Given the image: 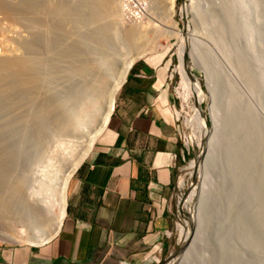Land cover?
Here are the masks:
<instances>
[{
	"label": "bare ground",
	"instance_id": "6f19581e",
	"mask_svg": "<svg viewBox=\"0 0 264 264\" xmlns=\"http://www.w3.org/2000/svg\"><path fill=\"white\" fill-rule=\"evenodd\" d=\"M100 1V7L97 8V5L95 8H91L92 5L90 8L86 9V3L82 0H0V12L4 11L11 15L14 14V16L15 14H19L20 16H15L16 18L14 19L21 27V30L16 31L18 35L17 38L11 40L6 39L3 42L5 43L4 45L16 47L19 53L17 52L18 54L16 55L0 54V142L11 143L16 147L13 148V150L10 146L11 154H8L9 152L3 153L2 156L11 157L12 154H14L16 156V158L13 157L15 160L17 158H24L25 163L29 165L34 158L33 156H35L37 151H39L38 149H40H36L37 146H35V144H27L30 140L40 143V137L45 134V138L43 137L45 139L44 144L53 145L49 142L53 141L54 137H63L64 139L60 140V145L58 146L69 148L71 143L67 141L68 139H65L74 137L78 133V130L74 127L76 125L74 119L77 122V120H81L82 117H87L86 122L92 126V124L95 125L98 119L97 115H101L98 116L100 117L98 125L89 137L87 136L88 138L85 144L76 157L70 160L68 157L69 155L65 154L66 152L64 153V151L60 152L57 146L51 151L48 158L50 161L54 160V163H49V166H51L50 172L56 175V170L54 169L59 167L57 163L60 162H67L69 166L66 173L60 177L53 176L50 178L48 175L45 179H41L44 190L50 193H44V191L35 193L36 191L33 189L29 193H25V182L23 177L26 168L23 166H21L22 169H19L20 167H18V169L12 167L11 180L0 173L2 175H0V184L3 189H5L3 190L1 188L0 190V220H6L5 224L16 220L19 225L29 229L28 232L31 233L30 236H17L15 233L16 231L11 227L8 232L0 231V241L12 245L27 244L32 247H41L56 238L65 217L66 190L69 180L92 148L96 139L106 128L114 110L115 95L121 87L129 68L136 60L144 56L146 52L147 45L144 47L142 43L151 40L153 37L152 34L147 32L148 29L146 27H148V24L147 26H143L140 25L143 24L140 22L145 19L146 7L148 13H150V9H157V7L153 5H157L158 0L156 2L155 0H143L138 3L135 0H122L121 11L118 9L120 8L118 0ZM238 3L239 0L233 1V5ZM233 5L231 6L230 12L229 10L226 12L224 11L225 16L223 20L227 21V25H231L235 29L236 24L233 25L232 21L233 13L236 9ZM78 6H82L81 10H83V13L78 11ZM89 6L90 5H88V7ZM167 6L169 5L167 4ZM191 6L192 4H189L190 9ZM133 7H135V9H133ZM164 8H161L160 14L162 17L158 20L159 23H161L160 20H163L162 22L164 24H161L168 29L167 34L173 35L175 33L180 38V33L174 32L177 28L170 22V11L172 9L168 10L167 8V10H165ZM219 10L220 8H218V11ZM120 12L124 22H126L124 18L129 17L130 21L126 23L137 24L127 27L126 29L120 27L116 21L120 17ZM195 13L196 16L200 18L197 10ZM151 16L152 15H150V17ZM228 18L230 19L229 21ZM118 29L123 33V45L117 43L115 31ZM193 41L194 39L192 37V42ZM124 49L126 51H124ZM5 52L4 54H6ZM183 56L180 57V73L183 79L181 84L182 88L187 93V96L186 93H184L185 97H187V99L190 96L198 98L201 90H199V85L197 86L198 83L189 73L187 65L183 63ZM240 64V71L244 73L248 69V67H246L247 64L244 61ZM254 77L249 78L247 81V84L251 85L254 89V91L251 90L252 93H256L257 87L259 88L258 80ZM197 103L198 101L195 102V105ZM196 108H198V106ZM196 108L193 120L197 122V129H199L200 137L204 138L208 124L206 120L201 117L200 112L196 110ZM210 110V115H212V106ZM237 118L238 117L233 119L230 118L227 123L231 132L234 128L236 129V126H231L235 123L233 120L236 121L241 128L244 124L243 122L247 124V121H244L245 119H243L242 122V120ZM249 118V126L248 128L245 127L246 131L244 132L245 134L242 140L238 143L234 142V145L230 143L228 147L230 150L226 149L228 151V155H226L228 159H226V161L227 165H229L227 175H229V179H232L230 191L238 197H241L243 188H246L248 184L251 183L250 179L246 176V172L248 167L250 166L251 168L252 163H255V160L253 162L252 159L253 148L255 153L258 150L259 184H262L261 182L264 181V163L260 165V161L264 162V138L261 136L258 128L254 126L252 116ZM223 133H225V130L222 129L221 125L214 124L213 131L209 134L210 136L208 139L210 142L209 150L205 154H201L198 158V162H200L202 158V169H205V172H207V168L214 158L213 144L216 142L217 137L223 138ZM225 135V137H227L228 134ZM24 141H26V143ZM42 143L43 142H41V144ZM1 144L4 145V143ZM44 144L43 146H45ZM13 145L12 147H14ZM218 147L221 148L220 146ZM62 150H64V148ZM40 154V149L39 157L46 153L43 152L41 155ZM9 164L11 165V163ZM61 165L63 166V164ZM188 169L190 172L193 171V163L190 164ZM234 178L236 182L233 180ZM204 185V182L201 180L198 185L200 186V196L195 215L189 214L190 206H188L186 212L190 215L188 224L191 225V223L194 222L196 225L194 231L190 232L184 229L183 226H179L180 241H182L184 248L182 251L183 254L181 253L182 260L180 258L181 261L179 260L176 262L177 264L184 263L193 251L194 246L197 245L199 239L203 237L202 227L206 213L205 205H207L204 203L205 199L209 198L212 201L219 197L217 193L219 186L207 190L204 188ZM249 190H252V186H250ZM54 195L57 199L52 200V196ZM191 200L192 199H190L189 202ZM207 200L208 199H206V201ZM240 202L241 201H239L237 206H240ZM52 203H56L58 206V214L55 217H53L50 212ZM183 203L181 205L182 210H184L182 208ZM263 203L264 198H261L258 203L261 210L263 208ZM239 208H241V206ZM242 210L246 212L244 213V221L241 222L240 220L239 225L235 224L236 233H234V237L237 243L242 241L243 245L245 237L246 239L248 238V234L246 233H250L249 229L246 227L251 226L247 220V204L245 201L243 202ZM234 211L236 212V210ZM241 213L239 214L241 215ZM236 214L238 213L236 212ZM257 220L259 230L264 233V216L260 211ZM51 222L54 227L48 230V226H50L49 224H51ZM40 226L41 230L33 231ZM252 236L253 235L250 234L248 240L255 241ZM228 239L230 240V238ZM256 239L257 241L254 244L258 245L259 250L257 257V250L256 247H254V263L264 259V255H262L261 252L264 237L261 238L257 235ZM218 245L220 248L219 264H224L226 262V264H243L238 254L239 251L236 249L237 247L232 246L231 242H228L226 245L218 242ZM225 248H227V254L224 252ZM215 261L217 262V260Z\"/></svg>",
	"mask_w": 264,
	"mask_h": 264
},
{
	"label": "rangeland",
	"instance_id": "374dc122",
	"mask_svg": "<svg viewBox=\"0 0 264 264\" xmlns=\"http://www.w3.org/2000/svg\"><path fill=\"white\" fill-rule=\"evenodd\" d=\"M82 1L86 3V9L90 8L92 5L93 6L91 8H95L97 5L98 8L101 5L100 0ZM121 1L122 0H118V3L120 4V8L118 9L120 11ZM156 1L157 0H155V2ZM233 1L234 0H158L157 5L154 4L153 6L157 7V9L160 10H157L156 8L155 10L152 7L153 9H150V14L147 12L146 7L145 19L140 22L143 23L140 24L143 26H147L148 24V27H146L148 29L147 32L153 35L151 40L142 43L144 47L147 45V48L144 56L140 58H162L168 64V73L172 72L171 81L173 82V88L175 87L177 92V94H175L172 90V95L178 103L177 107L181 123L180 131L181 135L184 138L183 146L185 152H187L184 164L181 165V168L178 172L179 180L182 181L181 189L178 192L174 193L173 198L174 220L170 229L169 240L171 243V251L168 255H174L177 252L179 246L182 245L179 233V226H181L180 224H182L180 223L182 222V214H186L184 217V223L187 225V230L190 228V232L194 231L196 225L194 224V222L191 223V225L188 224L190 215H188L186 212L188 210V206L191 207L190 214L195 215L197 211L199 203L198 200L200 196V186L198 185L200 184L201 180L204 182V188L207 190L219 186V190H217L219 197L213 199L212 201L209 198H206L208 200L206 201L205 199L204 201V203H206L207 205H205L206 213L202 227L203 237L199 239L197 245L194 246L193 251L183 264H216L218 261H220V248L218 242H221L225 245L228 242H231L232 246L237 247L236 249H238L237 251H239V253H237L239 254V257H241L243 264H264V259L258 260L255 263L253 260L254 247H256L257 250V257L259 250L258 245L254 244L257 241L256 237L257 235H259L261 238L264 237V233L261 232L258 228L257 220L259 211L264 216V203L262 210L260 209V206H258L259 200L261 198H264V181L261 182L262 184H259V162H257V159H259L258 150L255 153L253 148L252 159L253 162L255 160V163H252L251 168L249 166L246 172V176L250 179L251 183H249L246 188H243L241 197L236 196L230 191L232 179L228 178L229 175H227V173L229 165H227L226 161V159H228L226 156L228 155L227 150H230V148H228L229 144L231 143L234 145V142L238 143L242 140L243 135L245 134L244 132L246 131L245 129L249 126V117L252 116L254 126L258 128V131L264 138V0H258V2L257 0H239V3L236 5H233ZM167 4L169 6H167ZM189 4H192L191 9L189 8ZM88 5L90 6L88 7ZM232 5L236 9L233 13L232 21L233 25L236 24L235 29L231 25H227V21L223 20L225 16L224 11L226 12L227 10H229L230 12ZM166 6L168 10L172 9L170 11V13L172 14H170V22L174 24L175 28H177L176 30H174V32L176 31V33H180V38L175 33L173 35L167 34L168 29H166L162 25L164 24L162 22L163 20H160L162 24L158 21L162 17V15L160 14L161 10L164 7V9L167 10ZM218 8H220L219 11ZM81 9L82 6H78V11L80 13H83V10ZM196 10L200 18L196 16ZM3 12L4 11L0 12V54L16 55L19 53L17 48L4 45L5 43L3 42L6 39L11 40L17 38L18 35L16 31L21 30V27L14 18L20 15L15 14V17L14 14L11 15L9 13ZM150 15L152 16L150 17ZM229 20L230 19L228 18V21ZM116 21L118 25H120V27H122L123 29L137 24L124 22L121 12L120 17ZM158 23L160 24V26ZM115 35L117 37V43L119 45H123L124 42L122 31H120L119 29L116 30ZM192 37L194 39L193 42ZM124 51L126 50L124 49ZM4 52L6 54H4ZM184 54L188 71L198 83L197 86L199 85V90H201L198 98H193L190 96L187 99L184 94L186 93V91L183 90L181 85L183 79L180 73V57ZM242 61H244L247 64L246 67H248V69L244 73L240 71V63H242ZM252 77L258 80L259 88H255L256 93H252L251 90L254 91V89L251 87V85L247 84L248 79ZM200 100L202 103L201 113L208 124V127H206L207 131L204 135V138L200 137L199 129H197V122L193 120L196 113L195 108L199 106ZM196 101H198V103L196 104L197 106L195 105ZM211 106L212 115H210ZM240 114L243 116H241ZM98 116L101 115H97L98 121L96 120L95 125L92 124V126L89 125L88 122H86L87 117H82L81 120H77V122L74 119V122L76 124L74 127L76 128V130H78V133L74 137L65 139H68L67 141H70L69 143L72 144H70L69 148L58 146L60 145V140L64 139L63 137H54L53 141L49 142L53 145L48 144L49 146L47 144H44V136H46L45 134L40 137V143H36V141L30 140L27 144H35V146H37L36 149H41V154L43 152L46 154H40L41 157H39L40 149H38L39 151H37L36 155L33 156L34 158L31 160L29 165L25 163L24 158H17L15 160L14 158H16V156L14 154H12L11 157L2 156L3 153L9 152L8 154H11V148L13 149L16 147L11 143H9V145L8 143L1 141L0 146L3 147H0V152H2L0 153V156L2 157H0V173L11 180L13 171L12 169L15 167L17 169L18 167H20L19 169H22L21 166H23L26 168L23 177L25 182L24 192L29 193L33 189L34 191H36L35 193H41V191H44V193H50L49 191L47 192L46 190H44V186L42 185L43 182L41 179H45V177L48 175L50 178H52L53 176L60 177L61 175L66 173V170L69 166L67 162H60L57 163L59 167L61 166L60 168H53L54 170H56V175L50 172L51 166H49V163H54V160L50 161L48 158L51 151H53L55 149V146H57L60 152L64 151V153L66 152L65 154L69 155L68 157L70 158V160L76 157L80 153L81 148L85 144L89 135L98 125L100 119V117ZM235 117H238L237 119L242 120V122L243 119H245L244 121H247V124L246 122H243L244 128L243 126L241 128L238 126L239 124L233 120V122H235L236 124L234 123V126H231H236V129L234 128L231 132L230 127L227 126V123L230 118L233 119ZM214 124L221 125L222 129L225 130V133L222 134L223 138L217 137L216 142L213 144L215 159L213 158L212 163L208 166L207 172H205V169H202V158L197 164L198 166L193 181V184L197 188L195 187L193 189L192 187H190L191 172L188 168L190 164L193 163L194 157L208 152L210 145V142L208 141L210 136L209 134L213 131ZM225 134H228L227 137H225ZM55 139L56 141H58L59 139V141L56 142ZM24 142L26 143V141ZM41 142L43 143L41 144ZM1 143H4V145ZM43 144L45 146H43ZM12 145L14 147H12ZM218 146H222L221 148H224L225 150H222ZM62 147L64 148V150H62ZM1 149L7 150H3V152ZM218 159L220 160L216 161ZM2 161L6 163H8L9 161L11 165L9 163L8 165ZM263 163L264 162L260 161V165H262ZM61 164H63V166ZM233 180L236 182L235 178ZM250 186H252L251 191L249 190ZM1 188L3 189L0 184V190ZM52 197V200L57 199L55 195ZM190 199L192 200L189 202ZM239 201H241V208H239L240 206H237ZM242 201H245V203L247 204V220L251 225L246 227L247 229H249L250 233L245 232L246 234H248V238L246 239L245 237V242H243V245L242 241H240V243H237L234 237V233H236L235 224L239 225L240 220L241 222L244 221V213H246L242 210ZM56 203H52V206L54 207L51 206L50 209L53 217L58 214V206L56 205ZM182 203V208L184 210L181 209ZM234 210H236L238 214H236ZM239 213H241V215ZM5 223L6 220H0V231L8 232L9 228L12 227L14 231H16L15 233L17 236L31 235V233L28 232L29 229L23 227L22 225H19L16 220H13L8 224ZM49 225L50 226H48V230L53 229V223L51 222V224ZM39 230H41V226L34 229L33 231ZM250 234L253 235L252 238L255 239V241L248 240L250 238ZM228 238H230V240ZM36 249L37 247H32L27 244L12 245L8 244L7 242L0 241V264H26V262H29L30 264H44L43 261H40L37 258H32V256L36 253ZM224 252L227 254V248L224 249ZM261 252L262 255H264V242L261 248ZM182 254L180 253L179 257L176 258L175 261L172 260L166 264H177L176 262H178L180 258L182 260ZM26 255L27 261H25ZM167 257L168 256L166 255L164 260ZM18 260L21 262H16ZM215 260H217V262ZM162 262L163 259L159 262V264H161ZM120 264L125 263L122 262ZM217 264H219V262Z\"/></svg>",
	"mask_w": 264,
	"mask_h": 264
},
{
	"label": "crops",
	"instance_id": "0c3cea01",
	"mask_svg": "<svg viewBox=\"0 0 264 264\" xmlns=\"http://www.w3.org/2000/svg\"><path fill=\"white\" fill-rule=\"evenodd\" d=\"M172 88L164 59L132 64L106 128L69 180L59 234L32 258L159 264L168 256L175 180L186 158Z\"/></svg>",
	"mask_w": 264,
	"mask_h": 264
},
{
	"label": "water",
	"instance_id": "95a60500",
	"mask_svg": "<svg viewBox=\"0 0 264 264\" xmlns=\"http://www.w3.org/2000/svg\"><path fill=\"white\" fill-rule=\"evenodd\" d=\"M183 1V0H182ZM184 5V4H183ZM182 61H183V63L184 64H186V62H185V55L182 57ZM201 100H200V102H199V106H198V108H196V110H198L199 112H200V115H201V117H203V115H202V113H201ZM196 107V106H195ZM204 118V117H203ZM199 158V156H197V157H194V161H193V171L191 172V174H190V187H192L193 189L195 188V185L193 184V181H194V177H195V174H196V170H197V164L199 163L198 162V159ZM190 209H191V207H190ZM190 209H189V214H190ZM186 215V214H185ZM185 215L184 214H182V222H180V223H184V217H185ZM182 224H180L181 226H183L184 227V229H187L186 228V224L184 223L183 225ZM189 230V229H188ZM190 231V230H189ZM183 245H180L179 246V248H178V250H177V252L174 254V255H168V257L165 259V260H163V262L161 263V264H166V263H168V262H170V261H172V260H175L176 258H178L179 257V255H180V253H182V251H183Z\"/></svg>",
	"mask_w": 264,
	"mask_h": 264
},
{
	"label": "built area",
	"instance_id": "2783aa9c",
	"mask_svg": "<svg viewBox=\"0 0 264 264\" xmlns=\"http://www.w3.org/2000/svg\"><path fill=\"white\" fill-rule=\"evenodd\" d=\"M135 1L138 3L139 1H143V0H135ZM133 9H135V7H133ZM124 20H125L126 22H129V21H130V18H129V17H127V18L125 17ZM169 75H170V77H171L172 72H170ZM172 90H173V93L177 94V92H176V88H175V87L172 88ZM174 96H175V95H174ZM175 118H176V122H177L178 126L180 127L181 123H180V115H179V111H178V110H177L176 113H175ZM181 140H182V143H183V145H184V138H183L182 135H181ZM186 154H187V152H186ZM178 172H179V171H178ZM179 183H180V186H179ZM181 185H182V181L179 180V177H178V174H177V175H176V180H175L174 193H175V192H178V191L181 189ZM166 237H170V232H168V233L166 234ZM120 263H122V262H119L118 264H120Z\"/></svg>",
	"mask_w": 264,
	"mask_h": 264
},
{
	"label": "flooded vegetation",
	"instance_id": "af4514ba",
	"mask_svg": "<svg viewBox=\"0 0 264 264\" xmlns=\"http://www.w3.org/2000/svg\"><path fill=\"white\" fill-rule=\"evenodd\" d=\"M16 262H21V261L18 260V261H16ZM28 263H29V262H26V264H28ZM29 264H30V263H29Z\"/></svg>",
	"mask_w": 264,
	"mask_h": 264
}]
</instances>
